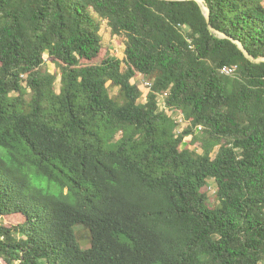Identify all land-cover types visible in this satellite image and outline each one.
Returning a JSON list of instances; mask_svg holds the SVG:
<instances>
[{
  "label": "trees",
  "instance_id": "1",
  "mask_svg": "<svg viewBox=\"0 0 264 264\" xmlns=\"http://www.w3.org/2000/svg\"><path fill=\"white\" fill-rule=\"evenodd\" d=\"M263 2L0 0V264H264Z\"/></svg>",
  "mask_w": 264,
  "mask_h": 264
},
{
  "label": "rangeland",
  "instance_id": "2",
  "mask_svg": "<svg viewBox=\"0 0 264 264\" xmlns=\"http://www.w3.org/2000/svg\"><path fill=\"white\" fill-rule=\"evenodd\" d=\"M100 33H101V36L103 38V47H104V50H102V54H105L108 52L109 54L114 55L119 59H122L124 57V42H123L122 37L112 35L110 32L109 26L107 25L106 21H104V20H101ZM46 63H47L48 69L51 72L56 70V65L53 62L47 61ZM132 82L135 83L136 85H138V87L143 91V95H142L140 101L145 102L146 101L147 88L144 85V80L141 77H137V78L135 77L132 79ZM107 84L109 85V82ZM55 86H56V88L59 87V78L56 80ZM109 91H110L111 95H114L117 92V88L110 86ZM160 100H161V106L160 107L162 108L164 101L162 98ZM170 114H172V116H175L176 118L180 117L179 114H175L172 112H170ZM184 125H185V121L180 122V126H179L180 130L184 127ZM184 145L186 147L192 149V150H197L198 152H201L199 142L193 141L192 135H188L184 138ZM214 191H215V184L213 181L210 180L209 185L207 187L208 196L211 197V195H213ZM20 220H22V218L20 216H17V215L5 216V217H2V219H0V221L4 222L6 224H16ZM75 229H76L78 241H79L81 248L85 249V248L89 247L87 230L81 226H77Z\"/></svg>",
  "mask_w": 264,
  "mask_h": 264
},
{
  "label": "water",
  "instance_id": "3",
  "mask_svg": "<svg viewBox=\"0 0 264 264\" xmlns=\"http://www.w3.org/2000/svg\"><path fill=\"white\" fill-rule=\"evenodd\" d=\"M198 2H200V3H203V0H197ZM204 15H205V17H206V20H207V22L209 23V15H210V13H209V9H208V7H204ZM209 29L211 30V32H213L214 34H216L217 36H219V37H225V38H227L228 36L227 35H225L224 33H222V32H220V31H218L217 29H215V28H213L210 24H209ZM234 42L237 44V46L239 47V49L243 52V54L247 57V58H249L250 60H252V61H254V62H259V61H262V60H264V58H255V57H253L245 48H244V46L242 45V43H240L239 41H237V40H234Z\"/></svg>",
  "mask_w": 264,
  "mask_h": 264
},
{
  "label": "built area",
  "instance_id": "4",
  "mask_svg": "<svg viewBox=\"0 0 264 264\" xmlns=\"http://www.w3.org/2000/svg\"><path fill=\"white\" fill-rule=\"evenodd\" d=\"M235 69H236V66L234 65V66H224L222 69H221V72L222 73H224V74H232L234 71H235ZM138 77H141L142 79H143V77L141 76V75H139ZM144 80V79H143ZM144 85H145V87L147 88V91H148V89H149V84H148V82L147 81H145L144 80ZM143 92V91H142ZM147 93V92H146ZM160 106H161V100H160V104H159ZM160 109H165V104H164V102H163V107L161 108L160 107ZM166 111H168L167 109H166ZM177 120H178V122L180 123V122H183L184 121V119H183V117L180 115V117L179 118H177Z\"/></svg>",
  "mask_w": 264,
  "mask_h": 264
}]
</instances>
